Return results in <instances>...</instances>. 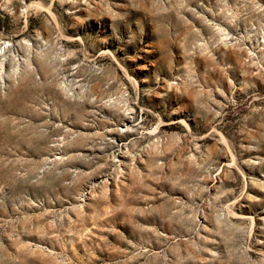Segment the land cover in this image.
I'll use <instances>...</instances> for the list:
<instances>
[{"label":"rangeland","instance_id":"1","mask_svg":"<svg viewBox=\"0 0 264 264\" xmlns=\"http://www.w3.org/2000/svg\"><path fill=\"white\" fill-rule=\"evenodd\" d=\"M0 264H264V0H0Z\"/></svg>","mask_w":264,"mask_h":264}]
</instances>
